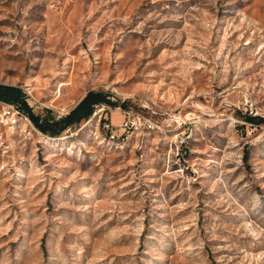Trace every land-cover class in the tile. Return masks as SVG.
<instances>
[{
  "label": "rangeland",
  "instance_id": "1",
  "mask_svg": "<svg viewBox=\"0 0 264 264\" xmlns=\"http://www.w3.org/2000/svg\"><path fill=\"white\" fill-rule=\"evenodd\" d=\"M0 83L115 104L0 100V264H264V0H0Z\"/></svg>",
  "mask_w": 264,
  "mask_h": 264
},
{
  "label": "trees",
  "instance_id": "2",
  "mask_svg": "<svg viewBox=\"0 0 264 264\" xmlns=\"http://www.w3.org/2000/svg\"><path fill=\"white\" fill-rule=\"evenodd\" d=\"M0 100L18 103L22 111L29 116L35 126L42 132L50 135H57L61 130L88 118L92 114L94 107L98 104L103 103L115 106L106 94L90 90L67 114L58 119H52L47 116L41 120L38 115L32 112L28 103L22 98V90L19 87L0 83ZM246 119L251 121L255 118L253 116H246Z\"/></svg>",
  "mask_w": 264,
  "mask_h": 264
},
{
  "label": "built area",
  "instance_id": "3",
  "mask_svg": "<svg viewBox=\"0 0 264 264\" xmlns=\"http://www.w3.org/2000/svg\"><path fill=\"white\" fill-rule=\"evenodd\" d=\"M127 122L125 121V122H123L122 123V125H123V127H125V126H127ZM104 127H105V129L107 130V131H110V132H112L113 131V126H112V124L110 123V122H105L104 123Z\"/></svg>",
  "mask_w": 264,
  "mask_h": 264
}]
</instances>
